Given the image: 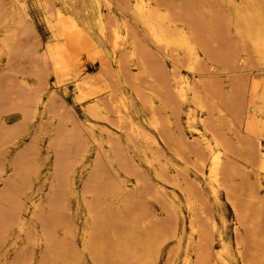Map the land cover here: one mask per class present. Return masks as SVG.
<instances>
[{
	"label": "rangeland",
	"instance_id": "1",
	"mask_svg": "<svg viewBox=\"0 0 264 264\" xmlns=\"http://www.w3.org/2000/svg\"><path fill=\"white\" fill-rule=\"evenodd\" d=\"M152 1L0 0V264H264V0Z\"/></svg>",
	"mask_w": 264,
	"mask_h": 264
},
{
	"label": "bare ground",
	"instance_id": "2",
	"mask_svg": "<svg viewBox=\"0 0 264 264\" xmlns=\"http://www.w3.org/2000/svg\"><path fill=\"white\" fill-rule=\"evenodd\" d=\"M152 1V0H151ZM130 2V1H129ZM153 2V1H152ZM128 3V2H127ZM138 3V2H137ZM144 3V2H143ZM142 3V4H143ZM254 4V3H253ZM161 7V6H160ZM140 8H141V6H140ZM162 8V7H161ZM162 12V11H161ZM167 12V11H166ZM163 14V13H162ZM150 15V14H149ZM153 15V14H152ZM157 16H160V15H158V14H156ZM106 16V15H105ZM163 16H164V14H163ZM172 16V15H171ZM153 17V16H152ZM155 17V16H154ZM165 17V16H164ZM107 18V17H106ZM149 18V17H148ZM151 18V17H150ZM165 18H167V16L165 17ZM151 19H153L154 20V18H151ZM160 19V18H159ZM177 19H178V17H177ZM62 20V19H61ZM147 20V19H146ZM158 20V19H157ZM170 20H173V18L172 19H170ZM63 21V20H62ZM164 21V20H163ZM178 21H180V20H178ZM177 21V22H178ZM60 22V21H59ZM110 22V21H109ZM149 22H151V21H149ZM155 22V21H154ZM173 22V21H172ZM174 22H176V21H174ZM184 22V21H183ZM130 23V22H129ZM156 23V22H155ZM163 23V22H162ZM63 24V23H62ZM62 24H61V26H62ZM65 24V23H64ZM158 24V23H157ZM184 24V23H183ZM109 25H111V24H109ZM113 25H115V24H113ZM152 25V24H151ZM170 25V24H169ZM65 26H67V25H65ZM69 26V25H68ZM108 26V25H107ZM149 26V25H148ZM159 26V25H158ZM183 26H185V25H183ZM111 27H113L112 25H111ZM131 27V26H130ZM168 27V26H167ZM63 28H64V25H63ZM71 28V27H70ZM156 28V27H155ZM154 28V29H155ZM158 28V27H157ZM175 28V27H174ZM67 29H69L68 27H67ZM159 29H160V27H159ZM178 29V28H177ZM65 30V29H64ZM135 30H137V29H135ZM162 30H163V28H162ZM179 30V29H178ZM177 30V31H178ZM75 31V30H74ZM77 31V30H76ZM75 31V32H76ZM108 31H109V29H108ZM114 31V30H113ZM240 31V30H239ZM69 32H71V31H69ZM112 32V31H111ZM130 32H132V31H130ZM163 32V31H162ZM167 32V31H166ZM170 32V31H169ZM179 32V31H178ZM64 33V32H63ZM114 33V35H115V32H113ZM156 33V32H155ZM159 33H161V32H159ZM178 34V33H177ZM238 34H240V33H238ZM113 35V36H114ZM136 35V34H135ZM161 35V34H160ZM172 35V34H171ZM179 35V34H178ZM71 36H72V34H71ZM128 36H130V35H128ZM155 36V35H154ZM157 37V36H156ZM155 37V38H156ZM167 37V36H166ZM176 37H177V35H176ZM113 38V37H112ZM122 38H123V36H122ZM126 38V37H125ZM131 38V37H130ZM1 39V38H0ZM133 39V38H132ZM140 39V38H139ZM172 39H173V37H172ZM2 40V39H1ZM113 40V39H112ZM116 40V37L114 38V41ZM118 40H120V38L118 39L117 38V41ZM126 40V39H125ZM162 40V39H161ZM163 40H165V39H163ZM187 40V39H186ZM66 41V40H65ZM121 41V40H120ZM130 41V40H129ZM157 41H159V40H157ZM180 41H182V43L180 42ZM197 41V40H196ZM256 41H257V39H256ZM124 42V41H123ZM122 42V43H123ZM132 42V41H131ZM260 42V41H259ZM81 45H82V43H81V41L79 42ZM162 43V42H161ZM197 43V42H196ZM63 44V43H62ZM134 44V43H133ZM167 44V43H166ZM179 44L181 45V46H183L184 44H185V42H184V39H182V38H180V40H179ZM260 44H261V42H260ZM67 45V44H66ZM140 45V44H139ZM142 45V44H141ZM144 45V44H143ZM192 45V44H191ZM190 45V46H191ZM262 45V44H261ZM64 46V45H63ZM112 46H115V45H112ZM194 46V45H193ZM117 47H119V45L117 46ZM141 47V46H140ZM257 47H259V49L258 50H260V48L262 47H260L259 46V44H258V46ZM264 47V46H263ZM261 48V49H264V48ZM51 48V47H50ZM54 48H56V47H54ZM63 48V47H62ZM195 48V47H194ZM116 49V48H115ZM125 49V48H124ZM161 49V48H160ZM132 50H133V48H132ZM65 51V50H64ZM117 51H118V48H117ZM184 51V50H183ZM182 51V52H183ZM262 51H264V50H261V52ZM176 52V51H175ZM261 52H260V54H261ZM52 53V52H51ZM185 53V52H184ZM1 54H2V52H1ZM144 54V53H143ZM263 54V53H262ZM55 55V54H54ZM258 55V54H257ZM131 57L133 56V55H130ZM59 57V56H58ZM62 57V56H61ZM186 57V56H185ZM199 57V56H198ZM261 57V56H260ZM50 58V57H49ZM151 58V57H150ZM194 58V57H193ZM54 59V58H53ZM148 61V60H147ZM190 61V60H189ZM154 62V61H153ZM263 63V62H262ZM264 64V63H263ZM196 69V68H195ZM198 73V72H197ZM187 79V78H186ZM183 81V80H182ZM86 83H88V82H86ZM187 83V82H186ZM184 84V83H183ZM182 84V86H184ZM177 86V85H176ZM181 87V86H180ZM186 87H188V86H186ZM183 87H181V89H182ZM189 88V87H188ZM194 88V87H193ZM178 89V88H177ZM183 90V89H182ZM178 91H180L181 92V90H178ZM185 92V91H184ZM183 91H182V93H184ZM194 93V92H193ZM185 94H186V92H185ZM12 95V94H11ZM181 95H184V94H181ZM195 96V95H194ZM193 97V96H192ZM196 97V96H195ZM183 98V97H182ZM186 98V97H185ZM251 105H252V103H251ZM103 106V105H102ZM96 108V107H95ZM151 108V107H150ZM99 110V109H98ZM1 114V113H0ZM122 114V113H121ZM155 118V117H154ZM161 120V119H160ZM155 122V121H154ZM139 124V123H138ZM155 125V124H154ZM131 129V128H130ZM145 132V131H144ZM143 132V133H144ZM139 134V133H138ZM260 135V134H259ZM145 136V135H144ZM143 136V137H144ZM215 137V136H214ZM216 138V137H215ZM144 140V139H143ZM218 141V140H217ZM214 142V141H213ZM217 143V142H216ZM218 144H220V143H218ZM11 145V144H10ZM205 146H207V145H205ZM209 146V145H208ZM208 146H207V148H208ZM210 148H211V146H209ZM218 147H220V146H218ZM222 148V147H221ZM212 149V148H211ZM208 150V149H207ZM209 151V150H208ZM215 152V151H214ZM218 152V151H217ZM220 153V152H219ZM222 153V152H221ZM262 153V152H261ZM209 154H210V152H209ZM210 156H212V155H210ZM263 157V156H262ZM208 158H210L209 157V155H208ZM212 158H213V168H212V171H211V175L210 176H213L214 177V179L216 178V177H219L218 175V172H220L219 171V169H220V165H221V157H220V155L217 153H215L214 154V156H212ZM262 160V159H261ZM261 160H260V162H261ZM189 162V161H188ZM212 162V161H211ZM260 165H262V164H260ZM226 165H224V167H225ZM262 169V168H261ZM32 171V170H31ZM223 172H224V170H223ZM223 175H224V173H223ZM209 176V177H210ZM213 179V178H212ZM224 182H223V180H222V184H223ZM223 186V185H222ZM190 205V204H189ZM191 206H192V203H191ZM190 206V207H191ZM191 214V213H190ZM194 214V213H193ZM213 220V219H212ZM211 220V221H212ZM193 226V225H192ZM174 227V226H173ZM87 233V232H86ZM85 244V243H84Z\"/></svg>",
	"mask_w": 264,
	"mask_h": 264
}]
</instances>
